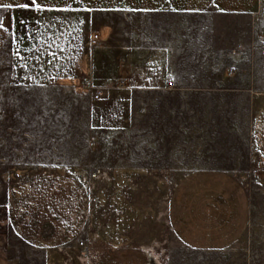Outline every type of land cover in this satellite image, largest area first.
Wrapping results in <instances>:
<instances>
[{
	"label": "rangeland",
	"instance_id": "374dc122",
	"mask_svg": "<svg viewBox=\"0 0 264 264\" xmlns=\"http://www.w3.org/2000/svg\"><path fill=\"white\" fill-rule=\"evenodd\" d=\"M201 170L247 193L221 248L170 224L174 189ZM0 264H264V0L0 8Z\"/></svg>",
	"mask_w": 264,
	"mask_h": 264
},
{
	"label": "crops",
	"instance_id": "0c3cea01",
	"mask_svg": "<svg viewBox=\"0 0 264 264\" xmlns=\"http://www.w3.org/2000/svg\"><path fill=\"white\" fill-rule=\"evenodd\" d=\"M259 0H0V8L32 4L45 10L79 7L106 11L118 5L153 11L172 7L196 13L210 8L229 14L252 10ZM246 190L234 176L217 170H201L185 177L174 189L169 203V220L179 239L192 248L227 246L240 235L248 217Z\"/></svg>",
	"mask_w": 264,
	"mask_h": 264
},
{
	"label": "built area",
	"instance_id": "2783aa9c",
	"mask_svg": "<svg viewBox=\"0 0 264 264\" xmlns=\"http://www.w3.org/2000/svg\"><path fill=\"white\" fill-rule=\"evenodd\" d=\"M99 42H100L99 35L97 33L93 34V37L90 38V43L93 44V45H96ZM99 97H100V93L98 91H95L94 94H93V98L95 100H97V99H99ZM76 241H77V245L79 247H81V248L85 247V241L81 237L77 238Z\"/></svg>",
	"mask_w": 264,
	"mask_h": 264
}]
</instances>
